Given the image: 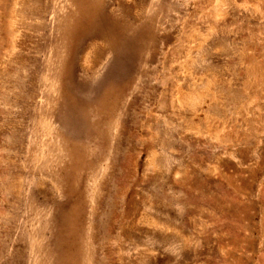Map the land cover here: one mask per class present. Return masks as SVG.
<instances>
[{
	"label": "rangeland",
	"instance_id": "obj_1",
	"mask_svg": "<svg viewBox=\"0 0 264 264\" xmlns=\"http://www.w3.org/2000/svg\"><path fill=\"white\" fill-rule=\"evenodd\" d=\"M0 264H264V0H0Z\"/></svg>",
	"mask_w": 264,
	"mask_h": 264
}]
</instances>
